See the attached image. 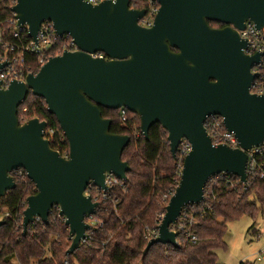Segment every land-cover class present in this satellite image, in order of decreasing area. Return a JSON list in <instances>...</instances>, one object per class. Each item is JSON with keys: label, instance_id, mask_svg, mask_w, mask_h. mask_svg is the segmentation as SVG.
<instances>
[{"label": "water", "instance_id": "95a60500", "mask_svg": "<svg viewBox=\"0 0 264 264\" xmlns=\"http://www.w3.org/2000/svg\"><path fill=\"white\" fill-rule=\"evenodd\" d=\"M131 2L16 0L12 8L17 26L27 27L36 47L48 22L76 49L50 58L25 82L4 89L0 80V201L17 187L13 173L24 171L36 195L27 199L23 234L37 220L48 225L58 208L72 238L67 256L86 239V218L97 214L99 204L85 196L88 186L107 192V174L128 180L122 155L131 140L111 133L112 121L103 118L101 108L138 117L146 140L161 126L175 161L183 140L192 148L158 237L143 257L157 244L179 249V234L172 229L183 210L204 201L216 176L232 175L246 185L247 153L264 146V95L250 92L263 54L249 55L248 41L240 36L247 24L264 32V0H158L149 29L139 25L146 12L131 9ZM209 22L225 27L214 29ZM7 66L0 64V71ZM30 92L57 119L69 144L67 157L51 148L47 122L20 124L18 110ZM210 117L223 120L240 149L213 144L205 127ZM5 224L0 220V230Z\"/></svg>", "mask_w": 264, "mask_h": 264}, {"label": "trees", "instance_id": "16d2710c", "mask_svg": "<svg viewBox=\"0 0 264 264\" xmlns=\"http://www.w3.org/2000/svg\"><path fill=\"white\" fill-rule=\"evenodd\" d=\"M15 5L16 0H0V30L8 42L15 28L9 24L14 18ZM209 25L214 29L225 27L213 22ZM25 40L30 43L27 35ZM70 42L67 38L57 42L54 49L44 54L45 58L60 55L63 44ZM24 59L26 74L36 75L40 71L41 56L27 54ZM101 112L104 119L112 121L113 135L127 136L131 140L122 155V161L130 168L128 180L110 192V199L101 204L95 216L103 226L95 228L93 237L71 256L66 254L72 238L56 209L48 225L35 222L24 235L22 223L27 199L36 195V188L24 172L16 174V189L0 201L1 214H9L3 217L6 224L0 230V264H220L216 252L227 250L228 224L244 216L256 219L262 212L264 180H250L242 185L238 184V178H233V187L220 182L215 191L216 200L206 201L195 209L198 224L193 233L197 244L187 243L181 234L179 249L157 244L143 257L149 243L146 238L158 230L168 202L179 185V162L173 159L167 133L161 126H154L146 140L141 135L140 119L135 115L128 113L127 121L122 122L118 111L101 108ZM18 119L21 125L33 119L47 122L48 131L54 132L51 148L62 157L69 155V144L43 99L30 92L18 110Z\"/></svg>", "mask_w": 264, "mask_h": 264}, {"label": "built area", "instance_id": "2783aa9c", "mask_svg": "<svg viewBox=\"0 0 264 264\" xmlns=\"http://www.w3.org/2000/svg\"><path fill=\"white\" fill-rule=\"evenodd\" d=\"M85 1L92 5H98L106 0ZM130 8L138 11L144 10L146 12L145 16L139 21V25L143 28L149 29L154 24L155 18L160 9V5L158 0H132ZM9 24L15 27L13 33L11 34V41H6L5 33L0 30V64H4L6 62L8 63V66L0 71V80L3 83L4 89L8 88V86L14 81L25 82L26 77L28 76L24 68L25 55H40L41 59L39 60V66L41 69L49 60L45 58L44 54L49 52L51 49H54V46L57 42H61L64 38H66H59L56 35L53 25L47 22L41 26V30L38 35L39 47H36L32 40L29 38L28 29L26 26L18 27L15 18H13L9 22ZM26 35L30 43L26 42ZM240 36L242 39L248 41L249 50L247 53L249 55H254L256 53L263 54L260 64L256 66L253 70V73L257 74L258 77L252 84L250 92L251 94L264 95V32H259L258 30H256L254 25L247 24L246 29L240 32ZM2 48L3 50H1ZM61 51L62 53L60 55H62L66 51L74 52L76 51V49L71 41L70 44L64 43ZM98 57L102 58L103 55H99ZM118 112L121 115V121L126 122L128 113L130 112L124 109H120L118 110ZM205 127L214 145H226L232 149H240V146L237 140L235 139L234 135L226 131L223 125V120L220 117L208 118L205 123ZM53 134V131H48L47 129L46 138L51 141ZM191 150V145L186 140H183L180 143L179 149L177 151V160L179 162L178 168L181 171L183 161L191 152ZM247 154L248 183L250 180H264V146L261 148L252 149ZM23 172L24 171L22 170L15 172L12 176L14 177V175L16 174L21 175ZM233 178L237 177L228 174H222L212 178L205 188L204 201L200 205L205 204L206 201L213 202L216 200L217 195H215V191L218 187H220V182H225L226 185H230L231 187H233ZM121 183L122 181H119L113 175L107 174L105 179V184L108 187L107 192L101 191L93 185L88 186L85 192V196H89L94 203L99 204L97 213L101 209V204L110 199V192L114 191L117 187L119 188L121 186ZM238 184H242L239 179ZM196 207L197 206L186 207L183 210L182 215L179 218L176 226H174L172 229L174 232L178 233L179 236L182 234L186 242L192 245H195L198 242L196 235L193 233V228L198 224L194 216L197 213L195 210ZM55 209L59 212L58 208ZM0 216H2L0 220H3V217H9V214H1ZM95 216H88L85 220V222L90 226V230L89 232H87V237L82 242V244L88 241V239H91V237H93V230L95 228L103 226V223L96 219ZM36 222H40V220H37ZM157 237L158 230L152 232L146 239L150 242L151 240ZM257 261L261 262L262 258L259 257Z\"/></svg>", "mask_w": 264, "mask_h": 264}, {"label": "rangeland", "instance_id": "374dc122", "mask_svg": "<svg viewBox=\"0 0 264 264\" xmlns=\"http://www.w3.org/2000/svg\"><path fill=\"white\" fill-rule=\"evenodd\" d=\"M225 242L227 250L216 252L220 264H264V207L256 219L244 216L229 223Z\"/></svg>", "mask_w": 264, "mask_h": 264}, {"label": "flooded vegetation", "instance_id": "af4514ba", "mask_svg": "<svg viewBox=\"0 0 264 264\" xmlns=\"http://www.w3.org/2000/svg\"><path fill=\"white\" fill-rule=\"evenodd\" d=\"M222 29V28H221Z\"/></svg>", "mask_w": 264, "mask_h": 264}]
</instances>
